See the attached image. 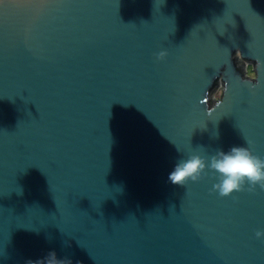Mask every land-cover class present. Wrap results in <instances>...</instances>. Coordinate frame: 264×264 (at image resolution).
<instances>
[{
    "label": "water",
    "instance_id": "water-1",
    "mask_svg": "<svg viewBox=\"0 0 264 264\" xmlns=\"http://www.w3.org/2000/svg\"><path fill=\"white\" fill-rule=\"evenodd\" d=\"M233 147L264 159V0H0V264H264Z\"/></svg>",
    "mask_w": 264,
    "mask_h": 264
},
{
    "label": "clouds",
    "instance_id": "clouds-1",
    "mask_svg": "<svg viewBox=\"0 0 264 264\" xmlns=\"http://www.w3.org/2000/svg\"><path fill=\"white\" fill-rule=\"evenodd\" d=\"M166 56V52H160L157 59L163 60ZM211 167L219 173V183L214 185V190L221 197L242 190L245 184L249 185V190L254 189L256 185L264 189V159L253 155L248 148L233 147L227 153H219L218 158L213 159ZM204 168V161L198 156H193L180 163L169 179L173 184L179 185L188 180L196 181L200 179ZM255 236L257 239H264V230H257ZM49 264H56L54 255Z\"/></svg>",
    "mask_w": 264,
    "mask_h": 264
},
{
    "label": "rangeland",
    "instance_id": "rangeland-1",
    "mask_svg": "<svg viewBox=\"0 0 264 264\" xmlns=\"http://www.w3.org/2000/svg\"><path fill=\"white\" fill-rule=\"evenodd\" d=\"M244 67L246 68V70H248V74L253 76V74H254L253 65L249 64V63H245ZM221 92H222V85H219L214 91V94H213L214 100H217L220 98Z\"/></svg>",
    "mask_w": 264,
    "mask_h": 264
},
{
    "label": "built area",
    "instance_id": "built-area-1",
    "mask_svg": "<svg viewBox=\"0 0 264 264\" xmlns=\"http://www.w3.org/2000/svg\"><path fill=\"white\" fill-rule=\"evenodd\" d=\"M246 73L248 74V70H246Z\"/></svg>",
    "mask_w": 264,
    "mask_h": 264
}]
</instances>
